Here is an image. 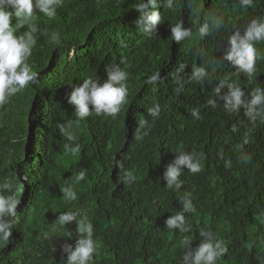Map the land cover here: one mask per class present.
<instances>
[{
    "label": "trees",
    "instance_id": "16d2710c",
    "mask_svg": "<svg viewBox=\"0 0 264 264\" xmlns=\"http://www.w3.org/2000/svg\"><path fill=\"white\" fill-rule=\"evenodd\" d=\"M137 3L67 0L46 22L17 29L16 35L37 29L27 63L39 75L0 105V184L9 183L21 201L10 238L0 240V264H66L62 245H74L80 234L75 222L60 224L63 212L92 224L98 251L89 264H182L202 231L227 248L216 264H264V118L227 110L220 99L227 89L216 93L221 80L239 85L245 99L264 89V40L255 42L251 77L222 58L233 31L264 18V0L248 8L239 0H174L172 8L157 0L161 23L150 35L135 24ZM213 17L223 21L218 30ZM178 22L192 33L179 43L170 34ZM205 22L210 30L201 37ZM109 65L128 74L125 103L115 117L93 111L79 118L67 101L72 85L89 77L102 82ZM195 67L206 69L204 80L189 79ZM155 73L159 80L146 83ZM157 104L153 118L148 110ZM140 120L150 127L137 140ZM181 151L193 154L201 170L185 168L181 188H169L163 173ZM69 186L75 200L63 194ZM177 213L187 231L165 226Z\"/></svg>",
    "mask_w": 264,
    "mask_h": 264
},
{
    "label": "clouds",
    "instance_id": "9594fccd",
    "mask_svg": "<svg viewBox=\"0 0 264 264\" xmlns=\"http://www.w3.org/2000/svg\"><path fill=\"white\" fill-rule=\"evenodd\" d=\"M67 0H0V105L6 104L11 96L27 87L29 84L37 82L38 73L27 63L31 55V49L36 44V39L32 33L37 29L32 27L24 35H16L18 28L23 27L27 21L41 19L44 22L48 18L54 17L56 9ZM242 7H252L254 0H239ZM174 0H166L168 8L173 7ZM134 9L139 13L135 24L138 29L146 34L156 32V26L161 23V14L157 10V0H138ZM14 18L17 21L14 20ZM222 19L213 17L211 27L220 28ZM210 30V24L205 22L199 28V35L204 37ZM172 40L179 43L181 40L191 36V30L182 26V22L170 26ZM58 34H52V40L57 41ZM264 40V18L251 19L243 28V31L236 29L228 36V46L223 53V60L235 66L238 72L247 73L249 77L256 71V61L258 58L255 42ZM185 65H180L179 71H183ZM106 78L100 82L99 78H84L81 83L73 84L71 92L67 96L69 104L74 106L76 115L83 119L90 116L94 111L96 115H108L115 117L125 103L128 89L125 84L127 72L120 69L118 65L105 67ZM207 77L204 67H195L191 70L190 80L202 81ZM159 73L149 76L146 83H155L159 80ZM227 89L226 93L220 97L224 101L225 108L229 111L245 110V114L255 118H264V89L261 87L254 89L248 98L245 99V92L242 88L226 80H221L216 88L217 95L221 89ZM211 106H215V100H209ZM159 105H155L148 110V114L156 118L159 116ZM192 115L199 119V110L193 109ZM147 120L138 122L136 134L137 140H142L148 134L142 129L149 128ZM69 140L74 137L67 128L61 127ZM247 142V141H246ZM68 148V146H65ZM75 151V149H70ZM192 173L201 170L196 157L188 152H176L174 159L167 164L163 173L166 185L180 189L182 181L181 173L184 169ZM81 172L77 181L84 178ZM124 178L129 182L134 180L131 173H125ZM65 198L75 200L76 193L69 186L63 189ZM20 199L12 192L9 183L0 184V240L7 241L11 236L12 219L17 216V207ZM182 207L187 211L191 207V202L185 199ZM78 212H63L58 219L61 225L75 222L76 231L80 237L75 240L74 245L65 243L62 251L66 254V264H89L93 254L97 253V242L93 239V226L86 216L79 220ZM165 226L169 229L187 231L185 218L182 213L170 215L165 221ZM203 238L196 249H187L182 257V264H216L217 259L227 252L224 242L214 239L210 232H200Z\"/></svg>",
    "mask_w": 264,
    "mask_h": 264
}]
</instances>
